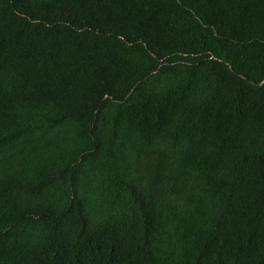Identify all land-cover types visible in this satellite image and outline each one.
Returning a JSON list of instances; mask_svg holds the SVG:
<instances>
[{
    "label": "trees",
    "instance_id": "1",
    "mask_svg": "<svg viewBox=\"0 0 264 264\" xmlns=\"http://www.w3.org/2000/svg\"><path fill=\"white\" fill-rule=\"evenodd\" d=\"M0 264H264V0H0Z\"/></svg>",
    "mask_w": 264,
    "mask_h": 264
}]
</instances>
